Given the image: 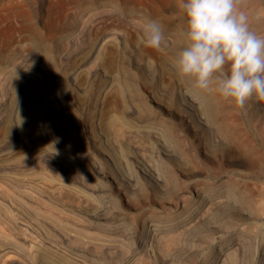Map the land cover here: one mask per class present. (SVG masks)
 Segmentation results:
<instances>
[{"label":"rangeland","instance_id":"obj_1","mask_svg":"<svg viewBox=\"0 0 264 264\" xmlns=\"http://www.w3.org/2000/svg\"><path fill=\"white\" fill-rule=\"evenodd\" d=\"M181 2L0 0V264L262 257L264 100L178 75ZM236 2L264 36V0Z\"/></svg>","mask_w":264,"mask_h":264},{"label":"clouds","instance_id":"obj_2","mask_svg":"<svg viewBox=\"0 0 264 264\" xmlns=\"http://www.w3.org/2000/svg\"><path fill=\"white\" fill-rule=\"evenodd\" d=\"M186 43L176 54L178 75L201 91L213 85L223 99L243 107L255 97L264 100V36L250 28L247 13L236 0H182ZM143 44L159 49L162 26L145 18Z\"/></svg>","mask_w":264,"mask_h":264},{"label":"bare ground","instance_id":"obj_3","mask_svg":"<svg viewBox=\"0 0 264 264\" xmlns=\"http://www.w3.org/2000/svg\"><path fill=\"white\" fill-rule=\"evenodd\" d=\"M209 111V110H208ZM216 127V126H215ZM264 154V153H263ZM258 157L259 158H261L262 157V155H258ZM248 184V183H247ZM256 184V183H255ZM49 188V187H48ZM0 189H1V187H0ZM221 189V188H220ZM263 189V188H262ZM263 191V190H262ZM224 192V191H223ZM236 193V192H235ZM8 194V193H7ZM3 196H5L4 194H2ZM9 195V194H8ZM1 196V195H0ZM6 198V197H5ZM211 198V197H210ZM209 198V199H210ZM14 202V201H13ZM202 207V206H201ZM1 210V209H0ZM9 210V209H8ZM7 213V212H6ZM11 214V213H10ZM11 216V215H10ZM2 217H3V215H2ZM5 217V216H4ZM9 217V216H8ZM14 217V216H13ZM3 220V219H2ZM4 222V221H3ZM9 221H7V223H8ZM189 223V222H188ZM2 221H0V244L1 243H3L2 242V240L4 239V236H5V232H4V226H7V225H4L3 227H2ZM11 225V224H10ZM13 225V224H12ZM20 225V224H19ZM188 225V224H187ZM22 228V227H21ZM66 233V232H65ZM66 234H68V235H70L69 233H66ZM35 235V234H34ZM30 238H31V236H30ZM33 238V237H32ZM36 238V237H35ZM33 241V240H32ZM18 244V243H17ZM2 245V244H1ZM31 245V244H30ZM20 246V245H19ZM32 246V245H31ZM37 246V245H36ZM9 247V246H8ZM23 248V247H22ZM41 248V247H40ZM1 249V248H0ZM21 249V248H20ZM19 249V250H20ZM26 250V249H25ZM30 250V248L28 249V251ZM35 250V249H34ZM39 250V249H38ZM35 252V251H34ZM33 253V252H32ZM222 253H224V252H222ZM30 254V253H29ZM227 254H230V253H227ZM33 255H35V254H33ZM223 255H226L225 253L223 254ZM221 256L217 261H216V264H225V259L223 258L224 256ZM231 255V254H230ZM230 255H228V257L230 256ZM258 256H259V254H258ZM258 256L256 257V263L255 264H264V254L262 255V257L261 256H259L261 259H258ZM226 257V256H225ZM227 257V258H228ZM2 258V257H1ZM0 258V259H1ZM4 259V258H3ZM3 259H1V261L3 260ZM34 259V258H33ZM6 260V259H5ZM5 260H3V261H5ZM228 260V259H227ZM229 261H231V260H229ZM3 263V262H2ZM5 263V262H4Z\"/></svg>","mask_w":264,"mask_h":264}]
</instances>
